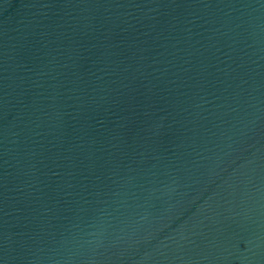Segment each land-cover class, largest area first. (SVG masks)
Masks as SVG:
<instances>
[{
  "label": "water",
  "instance_id": "95a60500",
  "mask_svg": "<svg viewBox=\"0 0 264 264\" xmlns=\"http://www.w3.org/2000/svg\"><path fill=\"white\" fill-rule=\"evenodd\" d=\"M0 264H264V0H0Z\"/></svg>",
  "mask_w": 264,
  "mask_h": 264
}]
</instances>
